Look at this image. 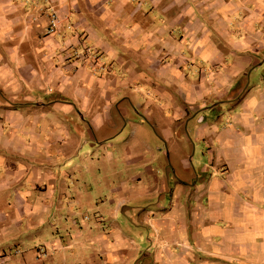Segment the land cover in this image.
I'll list each match as a JSON object with an SVG mask.
<instances>
[{
	"label": "crops",
	"instance_id": "obj_1",
	"mask_svg": "<svg viewBox=\"0 0 264 264\" xmlns=\"http://www.w3.org/2000/svg\"><path fill=\"white\" fill-rule=\"evenodd\" d=\"M263 64L264 0H0V264H264Z\"/></svg>",
	"mask_w": 264,
	"mask_h": 264
},
{
	"label": "rangeland",
	"instance_id": "obj_2",
	"mask_svg": "<svg viewBox=\"0 0 264 264\" xmlns=\"http://www.w3.org/2000/svg\"><path fill=\"white\" fill-rule=\"evenodd\" d=\"M256 71H257V73H255ZM256 71L253 72L251 75L249 74L248 79H249V82H250L249 84L250 85H252L253 77L256 76L257 74H261L264 71V64L262 66H260L259 68H257ZM219 107H221L223 109V112H225V111L228 110L227 109L228 106H225L224 105V106H219ZM218 112H220V110H216V112H214V113H206V114H204L202 116L205 117V121L206 122H209L210 120H213L215 118V115ZM199 118H200V116H199ZM121 129L122 130H121V132L119 134V139L120 140L121 139H124V140L125 139H128V136L130 135V128H129V126L127 125L126 127L121 128ZM188 135H189L188 136L189 139L193 140V137H192L193 135L190 134L189 132H188ZM191 145H192V147L190 148V151H189V155L191 156L190 162H189L190 163L191 172H195V173L199 174L200 168L203 167V166H205L207 164L208 157H206L204 155V149H202V151H201V147H200L199 144H196V143L192 142ZM194 151H195V154H194ZM92 154L93 153L89 152V155H92ZM193 154L195 155L194 158H193ZM81 158H86V157L83 156V155H81ZM77 170H79V168ZM117 197H119V196H117Z\"/></svg>",
	"mask_w": 264,
	"mask_h": 264
},
{
	"label": "built area",
	"instance_id": "obj_3",
	"mask_svg": "<svg viewBox=\"0 0 264 264\" xmlns=\"http://www.w3.org/2000/svg\"><path fill=\"white\" fill-rule=\"evenodd\" d=\"M58 23H59V20H58L57 14L52 12L51 13V22H50V26H49L48 32L52 33L53 31H56L57 27H58ZM89 51H90L89 49H86V53H88V55L90 56L92 54H90Z\"/></svg>",
	"mask_w": 264,
	"mask_h": 264
}]
</instances>
